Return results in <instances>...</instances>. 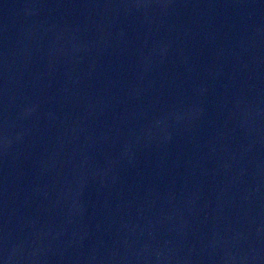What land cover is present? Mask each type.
I'll return each instance as SVG.
<instances>
[{"label": "water", "instance_id": "1", "mask_svg": "<svg viewBox=\"0 0 264 264\" xmlns=\"http://www.w3.org/2000/svg\"><path fill=\"white\" fill-rule=\"evenodd\" d=\"M0 264H264V0H0Z\"/></svg>", "mask_w": 264, "mask_h": 264}]
</instances>
